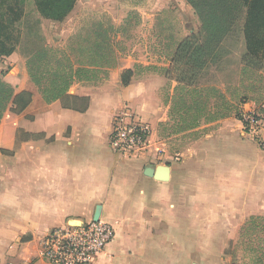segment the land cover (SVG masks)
Listing matches in <instances>:
<instances>
[{"label":"crops","instance_id":"crops-1","mask_svg":"<svg viewBox=\"0 0 264 264\" xmlns=\"http://www.w3.org/2000/svg\"><path fill=\"white\" fill-rule=\"evenodd\" d=\"M172 1L77 0L62 22L41 19L69 32L85 10L119 26L135 11L153 21ZM4 58L13 69L3 80L32 98L21 114L7 111L0 122V264H47L40 256L46 233L91 222L96 213L115 234L92 264H251L229 252L241 227L264 217V152L241 121L208 124L214 129L180 156L155 143L152 132L148 148L129 158L109 147L113 120L127 107L151 131L167 121L162 95L169 81L158 62L133 60L99 86L74 84L69 96L86 106L74 100L67 108L43 101L23 59ZM135 63L147 70L123 86L120 73ZM251 106L243 112H254ZM158 166L168 167L167 181L145 174Z\"/></svg>","mask_w":264,"mask_h":264},{"label":"trees","instance_id":"trees-1","mask_svg":"<svg viewBox=\"0 0 264 264\" xmlns=\"http://www.w3.org/2000/svg\"><path fill=\"white\" fill-rule=\"evenodd\" d=\"M35 13L42 19L62 22L73 10L77 0H32ZM191 7L200 22L197 36L180 41L171 53L167 75L176 83L174 96L168 106L169 116L175 115L180 122H194L198 127L202 118L212 123L229 116L231 110L224 96L214 87L196 88L198 76L217 58L230 37L240 34L245 53L240 69V87L247 91L264 93V0H183ZM24 0H0V58L10 56L20 40L16 23L22 19L23 9L18 8ZM84 35L71 38L62 50L52 49L43 44L31 47L26 61L27 75L46 104L60 101L67 108H75V101L85 100L69 96L70 88L77 82L86 80L96 83L100 76L106 78L109 71L116 69L119 59L111 38L113 28L92 26ZM176 74V76H175ZM136 74L131 69L121 72L120 82L127 86ZM248 81L247 85L245 81ZM242 89V91H244ZM31 93L15 92L14 88L0 78V122L9 111L21 114L31 103ZM222 99L221 105L227 109L211 115L207 109L210 101ZM238 104L253 102L245 93H240ZM69 99L72 104H69ZM78 99V100H77ZM71 102V100H70ZM224 102V103H223ZM77 105V104H76ZM238 107V106H237ZM236 109V108H235ZM242 111L236 118L242 121ZM182 129L181 131H185ZM264 217H251L242 227L240 235L247 238L258 234L257 222ZM264 224L262 225V230ZM256 246L251 264H264V236L255 239Z\"/></svg>","mask_w":264,"mask_h":264},{"label":"rangeland","instance_id":"rangeland-1","mask_svg":"<svg viewBox=\"0 0 264 264\" xmlns=\"http://www.w3.org/2000/svg\"><path fill=\"white\" fill-rule=\"evenodd\" d=\"M18 8L23 9L22 19L18 21L15 26V29L20 31V40L12 54L15 53L18 60L20 58L23 59L25 61V67L28 53L35 44H45L52 49L62 50L66 47L67 42L71 38L89 33L92 26H101V28L111 26L113 28L111 38L114 42L119 59V65L114 70H119L128 66L133 60H152L158 62L160 65L158 69L169 81V85L166 87V90L163 91L162 95L163 101L169 103L174 96V89L176 87V83L170 80L171 75H167L171 53L180 41L193 35L197 36L200 30V22L197 16L194 14L191 7L183 0H173L171 6L161 11L153 21L144 20L137 11L131 12L126 20L119 26H114L111 19L107 16H102L99 20L93 19L90 17V14L84 10L86 16L82 15L81 18L75 21L74 26L71 27V31L67 32V30L64 29L63 33H60V31L63 30L62 23L53 24L51 22L45 23L42 21L34 11L32 0H24V3L19 5ZM261 36L264 37V34ZM244 53V42L240 34L230 37L223 50L217 54V58L198 76L195 86L199 89L214 87L223 94V101L227 102V105L231 107L229 108L231 112L226 118L233 116L236 118V113L240 111H242L241 114L243 115V106L247 108L249 105H254L251 106L254 109L252 114L259 115L263 118V125L261 128L262 132H264V93L247 91L240 87V69ZM2 61H8V63L4 65L3 68L0 67L1 79L13 69L11 66L12 63L9 62V60L1 57L0 65L3 64ZM145 70H147V67L145 68L135 63L132 71L137 76L145 72ZM262 73L264 74V70ZM10 75H12V73ZM136 76L133 77L131 81L135 79ZM99 79L101 80L96 83L87 82L86 80L77 81L75 85L99 86L107 77L104 78L100 76ZM248 83H250L249 80H246L245 84L247 85ZM172 84L174 85L173 89H171ZM242 89H244V91H242ZM240 93H245L247 97L254 99V101L238 104ZM214 99L216 100L212 99L207 109L208 113L210 112L208 118H211V115L216 116L219 110L227 109V105H221L222 99ZM68 102L72 104V102ZM77 104L83 106L82 101H78ZM167 115V121L160 123L155 130L151 131V134L153 132V141L157 144H163L162 147L167 148L168 152L171 154H178V156H180L184 149L195 140L214 129L212 125H208L212 122L204 118L199 120L197 128L186 129L191 127L194 122L186 121L184 124L179 121L177 116ZM222 119H225V117ZM182 129L186 130L181 131ZM257 224L259 225L258 234L251 236L250 242L247 241V238H243L240 235L236 244H233L229 249V252L234 255V259H241L242 261L248 260V263L249 261L250 263L252 262L254 255L251 250L256 246L255 239L264 236V229L260 232L264 221L257 222Z\"/></svg>","mask_w":264,"mask_h":264},{"label":"built area","instance_id":"built-area-1","mask_svg":"<svg viewBox=\"0 0 264 264\" xmlns=\"http://www.w3.org/2000/svg\"><path fill=\"white\" fill-rule=\"evenodd\" d=\"M242 121L245 132L264 151L263 118L244 113ZM150 140L151 128L129 108H123L114 117L109 136L113 152L136 158L148 148ZM114 234L113 228L101 221H71L46 233L41 241L40 256L47 264H92L105 251Z\"/></svg>","mask_w":264,"mask_h":264},{"label":"water","instance_id":"water-1","mask_svg":"<svg viewBox=\"0 0 264 264\" xmlns=\"http://www.w3.org/2000/svg\"><path fill=\"white\" fill-rule=\"evenodd\" d=\"M145 174L149 177H154L158 181L165 182L169 178V169L166 166H158L156 168L147 167ZM93 222H98V214L93 217Z\"/></svg>","mask_w":264,"mask_h":264}]
</instances>
